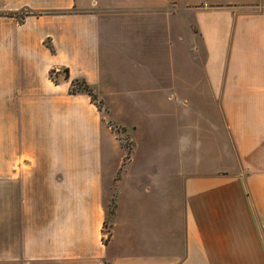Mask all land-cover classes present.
<instances>
[{"label":"crops","instance_id":"1","mask_svg":"<svg viewBox=\"0 0 264 264\" xmlns=\"http://www.w3.org/2000/svg\"><path fill=\"white\" fill-rule=\"evenodd\" d=\"M172 1L190 5L203 56L167 72ZM74 79L155 125L170 115L168 180L165 144L156 160L138 126L113 179ZM11 221L21 244H5ZM0 228V264H264V0H0Z\"/></svg>","mask_w":264,"mask_h":264},{"label":"rangeland","instance_id":"2","mask_svg":"<svg viewBox=\"0 0 264 264\" xmlns=\"http://www.w3.org/2000/svg\"><path fill=\"white\" fill-rule=\"evenodd\" d=\"M190 9H191L190 5H186L184 2L174 4V2L172 1L167 5V13H166L167 27H166V38H165L166 51H167L165 62H166L167 72L169 68H173L175 66L187 69L189 66H193L195 62H197V65L202 62V56H203L202 49L200 43H198L195 36L196 29L192 15L193 12ZM16 17H18V15ZM173 21H176V26H174ZM152 36L155 39L154 45H156L158 42V38L160 39L161 35L157 30L155 31V34ZM45 45L48 48H50L48 43H45ZM154 45H151V49L153 48ZM154 51H156V47ZM176 57L178 59H176ZM152 63L157 65L158 63L157 59H151V64ZM49 77L51 80L56 81L55 80L56 76L54 75L53 71L50 72ZM166 77L167 79H166L165 96L167 99L174 100L177 98L176 94L178 93L174 91V86L172 83L173 78L169 75H167ZM72 81H83V80L74 79ZM89 86L92 88L93 94L95 96L94 106L101 113L103 119V126H105L106 127L105 129L107 130V132L103 133V135L107 136V138L103 140V143H107V146L104 145L103 147L105 148L104 150H106L107 155L110 158L105 160L104 162L112 165V167L117 164L119 165L120 168L118 169L116 175L113 176V179L121 178L120 176L124 173L122 169L125 168L127 158L135 150V146L137 142L138 143L141 142V140L139 141L137 139L132 140L129 138V136H127V135H131L135 126H138L139 129L137 130V132L134 130L135 131L134 135L136 137L139 136L140 139H143L142 147L148 151L149 155L150 152L155 148L157 152L155 154L156 160L158 159L159 146H160V151H162V144L163 143L165 144L164 146L165 166H166L165 169H166V179L168 180L169 179L168 174L172 171L171 166L173 165V161H172L173 158L171 154L173 148L171 145L174 144L173 138L175 135L174 124H173L174 121L173 119H170V115L167 114V116L164 119L163 114L161 113L162 115L159 117V119H157L155 125V123H153V119L151 118V116L144 115V113H142L143 107L138 108L136 110L137 113L139 112V114L136 113L132 114L130 112V109L125 107L126 101H130L129 96L125 100L122 93H118L119 96L116 95L113 97V94H115L114 92L110 93L109 91L104 90L101 92L103 94L102 95L103 98H101L94 91L93 87L91 85ZM150 95H152L154 98H157L156 92L150 93ZM143 96L146 100V105L149 106L151 101L150 98H148L149 97L148 94H145ZM166 98H165L166 107L167 110L170 111L171 108L173 109L174 103L172 101H167ZM182 98L184 97L182 96ZM144 112L148 113L149 110H145ZM164 120L166 121L163 124ZM132 122H135L137 125H135ZM147 135L148 136L151 135V136H149V138H145ZM139 155L141 156L140 152ZM160 160H162L161 152H160ZM175 180H177V178H175ZM6 222L9 223L8 220H6ZM108 223L109 221L106 222L105 225H107ZM39 224H41V221L39 222ZM21 230L23 231V226L17 224L16 228H14V221H11L10 226L9 227L7 226L6 228V236L4 240L5 244L23 243L24 236L19 234ZM17 231L19 232L17 233ZM103 231L105 235L103 234V236L101 237L103 239L102 241H104V239L107 240L108 238L106 229ZM0 232H1V228H0ZM15 232L17 234H15ZM35 238L38 239V244L47 243L45 242L44 237H40V235ZM62 241H63L62 237H54L53 240L51 239L52 243H61ZM48 242L50 241L48 240ZM37 264H52V263L38 262Z\"/></svg>","mask_w":264,"mask_h":264},{"label":"trees","instance_id":"3","mask_svg":"<svg viewBox=\"0 0 264 264\" xmlns=\"http://www.w3.org/2000/svg\"><path fill=\"white\" fill-rule=\"evenodd\" d=\"M79 91L86 92V94L90 97L91 102L94 104L95 96L93 94L92 88L84 80L83 81H71L70 93H75Z\"/></svg>","mask_w":264,"mask_h":264}]
</instances>
